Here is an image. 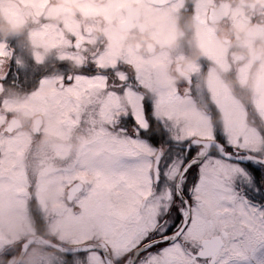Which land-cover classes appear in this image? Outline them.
<instances>
[{"label": "snow or ice", "instance_id": "1", "mask_svg": "<svg viewBox=\"0 0 264 264\" xmlns=\"http://www.w3.org/2000/svg\"><path fill=\"white\" fill-rule=\"evenodd\" d=\"M0 264H264V0H0Z\"/></svg>", "mask_w": 264, "mask_h": 264}]
</instances>
